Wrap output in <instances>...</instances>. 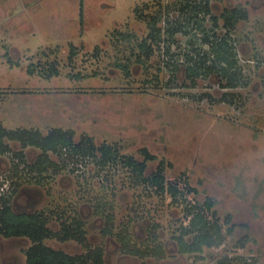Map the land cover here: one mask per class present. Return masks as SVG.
<instances>
[{
	"label": "rangeland",
	"instance_id": "obj_1",
	"mask_svg": "<svg viewBox=\"0 0 264 264\" xmlns=\"http://www.w3.org/2000/svg\"><path fill=\"white\" fill-rule=\"evenodd\" d=\"M187 1L204 0H83L81 24V0H0V97L13 108L24 100L28 109L33 105L19 117L22 122L14 116V124L4 127L44 135L56 128L73 131L76 141L89 137L99 149L116 150L120 159L143 161L142 150L147 149L157 159L148 162L150 178L165 162L164 194L136 185L121 163L103 169L90 161L79 173H50L44 185L22 173L14 211L44 213L54 232L63 222L83 221L88 244L104 250L105 264H219L226 257L264 264V0H209L210 15L202 13L198 19L207 35L229 37L241 73L237 88L214 74L197 79L195 86L187 78L183 54L209 50L201 41L204 35L194 34L178 11ZM233 9L244 11L247 19L228 30L221 16ZM213 16L219 18L216 28ZM154 18L161 40L152 46L149 59H139V44L153 31ZM178 24L189 34H178L168 44L166 29ZM169 46L177 71L166 67L163 49ZM71 47L78 54L69 61ZM8 57L20 66L10 67ZM40 59L55 64L59 77L29 76L27 66ZM7 89L8 94L2 92ZM11 146L14 152L21 150L17 143ZM25 152L28 163L41 154L31 148ZM11 167V156L0 159L5 192L14 188L7 178ZM173 186L188 202L213 199L221 223L232 217L223 225L225 235L233 229L223 246L204 249L201 256L179 253L175 237L190 218L183 197L175 204L167 192ZM187 186L198 194L188 193ZM98 201L106 202L105 213L97 211ZM108 216L113 224L106 223ZM108 227L112 235L104 233ZM153 228L166 251L163 259L143 261L123 254L118 240L122 231L129 230L143 246L151 243ZM46 244L74 256L86 252L76 241ZM30 245L26 239L0 235L1 263L25 264Z\"/></svg>",
	"mask_w": 264,
	"mask_h": 264
},
{
	"label": "trees",
	"instance_id": "obj_2",
	"mask_svg": "<svg viewBox=\"0 0 264 264\" xmlns=\"http://www.w3.org/2000/svg\"><path fill=\"white\" fill-rule=\"evenodd\" d=\"M208 1L209 0H204L199 3L192 1H187L185 3L181 2L178 9L180 14L186 16L188 25H192L191 31H193L194 34L199 31L204 35L201 41L204 45H207L209 49L207 53L204 52L203 54L194 50V52L197 53L194 56L183 54V58L187 65V78L195 86V81L197 79L203 77L207 78V76L214 74L222 80H226L229 88H237L241 73L238 71L237 54L233 52V47L229 45V37H220L216 32H213L211 36L207 35L206 31H204V27L198 21L202 13L210 15L211 10ZM81 7L80 22L83 24V0H81ZM212 18L216 28L219 18L216 16ZM221 18L224 19L225 28L233 30L238 20L247 19V14L240 9H233L231 11H226L222 14ZM152 21L154 23L153 31L149 34L146 41L139 44V49L142 54V56H139V59H149L154 52L152 46L161 40V31L155 28L157 19L154 18ZM169 27L166 29V33L170 38L167 41L168 44H170V40L178 34H189V32L185 31L186 26L182 24L171 25ZM120 35L123 39H126V37L128 38L125 34ZM189 43H192V41ZM163 50V55L167 58L166 67L170 70L174 67L172 70L177 71V66L176 64L174 65L173 61L174 55H172L171 52L172 48L169 46ZM50 52L53 53L52 50H50ZM42 53H44V58H42L44 61L47 52L44 51ZM77 54L78 52L76 49L71 47L68 60H72L74 55L76 56ZM94 54L97 59L100 57L98 48L95 49ZM41 55L42 54H39L38 58H40ZM29 62H31V60H29ZM8 63L12 68L20 66L19 62L15 63L9 57ZM127 69L128 68L123 70L127 71ZM27 74L29 76H38L45 80L54 77L57 78L60 75L59 69L55 64H49L48 62L42 63L41 59L37 64L31 62L30 65L27 66ZM227 97V95H224L222 98L223 101H226ZM11 143H17L21 147V150L19 152H14ZM29 148L37 149L41 152L32 163L26 161L27 152L25 151ZM142 155L144 156L143 161L136 160L134 157L120 159L116 150L105 145L99 149L89 137L84 136L79 142L76 141L73 131L56 128L44 135L40 130L35 129H7L0 122V159L11 156L12 167L8 172L7 178L11 180L10 187H14L11 192L8 190L0 196V235L6 239L14 238L30 241L31 245L25 251V264H105L104 250L102 248L91 247L88 244L83 221L78 219L71 222H63L60 231L54 232L49 228V219L44 213H16L12 206L14 194L20 187L22 175L25 173L34 183L44 185L50 173H59L66 169H69L70 172L79 173V171L82 170L83 164L90 161H97L98 165L103 169L107 168V166H114L116 163H121L125 169L131 170L136 185L151 186L160 194H164L166 192L164 186L166 172L165 162H159L156 173L150 178L146 176L148 162H154L157 159L155 156H152L147 149L142 150ZM54 157H57V161L54 160ZM168 166L170 167L172 165L168 164ZM185 183H187V180H185ZM187 187L188 193L195 192L198 194L197 190L190 188V186ZM167 192L170 193L173 203L179 204L180 197H183L184 203L187 202L185 214L187 218H190V223L188 226L181 229V234L179 236L175 237L178 251L181 255L201 256L204 249L219 248L225 244L227 235L229 233L232 234L233 229H229V232L225 235L223 233V225H229L232 222V217L228 215L224 220L225 224L221 223L213 199L207 197L205 203L188 202L186 200V195L182 194L175 186L169 187ZM106 206V202L101 204V201H98L97 211H99L100 214L105 213ZM110 222L111 224L114 223L113 217L109 218L108 216L106 218V223L108 224ZM111 227H108L104 232L106 235H112ZM149 238L151 243L141 246L137 245L132 240L129 230L127 229L122 231L118 236L123 254L143 261L147 259H163L166 255V251L159 242L154 228ZM48 240H56L60 243L76 241L86 249V252L83 255H70L63 250H56L48 246L46 244ZM240 247L243 248L244 245L242 244ZM237 259H241L243 264H253V260H251V263L250 260H246L243 257L236 259L226 257L219 264H238ZM0 264H2L1 261Z\"/></svg>",
	"mask_w": 264,
	"mask_h": 264
},
{
	"label": "crops",
	"instance_id": "obj_3",
	"mask_svg": "<svg viewBox=\"0 0 264 264\" xmlns=\"http://www.w3.org/2000/svg\"><path fill=\"white\" fill-rule=\"evenodd\" d=\"M2 92H4L5 94H8L9 92H10V90L9 89H7V91H2ZM12 94H14V93H12ZM18 95V94H17ZM29 95H31V94H29ZM19 96H21L20 94H19ZM6 97H7V95H6ZM14 98H16L15 96H14ZM13 98V99H14ZM21 99H23V97H21ZM5 99H1V97H0V122L2 123V124H4V125H6V126H8L9 125V127L10 126H12L13 124H14V122L15 121H13L12 122V117H14L15 116V118L18 120L19 119V117L20 116H22V113L24 114V113H27V111H29V113H30V110L29 109H31L32 108V103H30V108L28 109L27 107H26V104L27 103H23L24 101H21L22 103H20V104H17V106L15 107V108H13V107H11L10 106V103H8L7 101L5 102L4 101ZM8 100V99H7ZM22 104H23V106H22ZM29 104V103H28ZM20 105V106H19ZM18 111V112H17ZM16 113V114H15ZM19 113V114H18ZM28 114V113H27ZM17 115H18V117H17ZM29 116V115H28ZM30 117V116H29ZM21 118V117H20ZM20 120V119H19ZM20 122H22L21 120H20ZM20 126H21V124H20ZM7 128V127H6ZM8 129V128H7ZM2 159V158H1Z\"/></svg>",
	"mask_w": 264,
	"mask_h": 264
},
{
	"label": "built area",
	"instance_id": "obj_4",
	"mask_svg": "<svg viewBox=\"0 0 264 264\" xmlns=\"http://www.w3.org/2000/svg\"><path fill=\"white\" fill-rule=\"evenodd\" d=\"M2 181V180H1ZM1 190H0V196H2L4 193H5V191H4V189L3 188H0Z\"/></svg>",
	"mask_w": 264,
	"mask_h": 264
}]
</instances>
